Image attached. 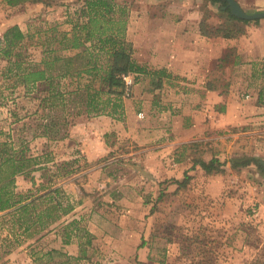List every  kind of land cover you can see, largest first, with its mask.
<instances>
[{"label":"rangeland","instance_id":"1","mask_svg":"<svg viewBox=\"0 0 264 264\" xmlns=\"http://www.w3.org/2000/svg\"><path fill=\"white\" fill-rule=\"evenodd\" d=\"M83 1L50 0L48 7L26 4L11 8L0 0V40L6 24L18 26L28 35L23 58L39 61L46 49L39 42L52 43V26H57L59 32H69L71 22L83 8ZM208 1L114 0L113 13L118 16L123 10L126 15L124 39L132 47L134 37L137 34L141 37L142 40H137L141 55L145 49L144 33L152 15L178 20L182 16L197 18L199 13L207 28L224 25V14L217 5H212L215 11L210 9ZM253 1L240 0L242 9L246 13L263 12L264 7L251 6ZM251 22L254 21L246 25ZM138 54L135 55L133 47V58L146 65L137 60ZM5 63L0 55V91L8 97L11 91L5 88L11 87L13 81L1 75ZM171 75L170 81H164L161 88L149 77L136 76L135 81L132 75L134 85L130 96L123 98L124 114L119 120L107 116L75 117L71 119L66 139L50 143L37 139L30 143L35 153L50 151L53 163L48 166L52 170L53 164L60 165L73 158L81 160L78 174L55 179L73 202L81 201L64 224L77 220L93 236L87 260L77 264H264V215L257 201L264 174L256 166L258 160L264 161V155L253 158L256 163L244 168H233L232 163L252 160V157L212 158L218 161L214 166L219 172L208 175L221 179L217 189L210 188L209 176L202 167L203 176L188 175L191 172L188 169L181 181L168 177L162 169L166 164L162 152L167 147L163 148L162 144L170 138L163 129L170 113L180 108L178 92L183 85L182 78ZM135 85L138 95L133 91ZM19 92L20 88L15 89L13 96L24 107L21 115L33 112L37 102L16 97ZM11 108V100L0 97V132L8 131ZM196 143L175 149L174 161L192 163L210 152L209 144ZM210 163L209 160L206 166ZM226 163L230 164L231 172L224 168ZM41 174H33L37 182L41 181ZM186 176L189 179L184 180ZM31 188L28 179L16 178L17 192L24 193ZM62 236L61 225L40 240L21 238L16 242L0 227V264H44L45 261L38 259L51 250L55 252L54 259L45 264L63 261L57 252L76 257L75 237L71 239L72 244H62Z\"/></svg>","mask_w":264,"mask_h":264},{"label":"trees","instance_id":"2","mask_svg":"<svg viewBox=\"0 0 264 264\" xmlns=\"http://www.w3.org/2000/svg\"><path fill=\"white\" fill-rule=\"evenodd\" d=\"M3 1L11 8L26 4L50 5V0ZM83 2V8L71 22L69 32H59L57 26L50 27L52 43L39 42L41 47H46L39 61L23 58L28 35L18 26L8 28L0 40V55L6 61L1 75L5 80L13 81L11 87L5 88L11 91L8 97L0 91L4 101L9 98L12 102L8 131L0 132L3 135L0 136V227L17 242L21 238L24 241L40 240L62 225V244H69L75 237L78 255L73 258L57 252V256L64 260L55 264H77L80 260H87V249L91 247L93 236L80 227L77 220L64 224L65 218L81 201L73 202L63 186L55 181L78 174L81 160L73 158L60 165L53 164L55 168L52 170L48 166L53 163L50 151L35 153L30 143L37 139L46 143L66 139L71 119L75 117L121 119L124 114L123 75H134L135 81L136 76L149 77L156 81L158 88L172 78L167 70L140 64L133 58L132 44L124 39L126 15L122 10L115 16L114 0ZM208 2L218 6L224 14L225 24L207 28L202 19L199 24L202 36L233 39L243 34L240 24L249 21L233 17L224 0ZM17 88L20 92L16 97L37 102L33 112L21 115L24 107L19 102L17 104V98L13 96ZM255 161L233 162L232 167L244 168L255 164ZM215 163L218 161L212 159L209 166L201 167L207 174L219 172ZM256 166L260 168L258 164ZM35 172H42L41 181L37 182L33 175ZM19 176L31 182L32 188L24 193L16 191V178ZM187 179L186 176L184 180ZM53 254L55 252L51 250L38 260L50 263L54 259Z\"/></svg>","mask_w":264,"mask_h":264},{"label":"crops","instance_id":"3","mask_svg":"<svg viewBox=\"0 0 264 264\" xmlns=\"http://www.w3.org/2000/svg\"><path fill=\"white\" fill-rule=\"evenodd\" d=\"M235 1L244 8L240 0ZM251 6L262 8L264 0H254ZM196 17L173 20L152 15L144 33L143 54H138L137 40H142L139 34L133 41L134 53L140 56L137 60L182 78L178 92L180 108L170 113L163 129L170 138L162 144L163 148L167 146L162 152L166 157V167L162 165V169L176 181H181L188 169L191 171L188 175H199L200 165H208L212 158L246 155L260 159L264 155V19L250 25L240 24L243 34L224 39L202 36L201 15L197 13ZM11 26L6 24L3 33ZM136 88L137 85L133 91L138 95ZM196 142L209 144L210 152L192 163L174 161L175 149ZM225 166L230 169L229 163ZM207 178L211 189L222 184L218 176ZM259 185L257 201L264 215V182Z\"/></svg>","mask_w":264,"mask_h":264},{"label":"water","instance_id":"4","mask_svg":"<svg viewBox=\"0 0 264 264\" xmlns=\"http://www.w3.org/2000/svg\"><path fill=\"white\" fill-rule=\"evenodd\" d=\"M226 2V7L228 8L230 14L245 21H256L264 19V11L256 13H246L235 0H224ZM258 164L264 174V161L258 160Z\"/></svg>","mask_w":264,"mask_h":264},{"label":"built area","instance_id":"5","mask_svg":"<svg viewBox=\"0 0 264 264\" xmlns=\"http://www.w3.org/2000/svg\"><path fill=\"white\" fill-rule=\"evenodd\" d=\"M122 79H123V82H124V97H129L131 89H132V87L134 85L133 76L130 75V74L123 75ZM140 116H141V114H140Z\"/></svg>","mask_w":264,"mask_h":264}]
</instances>
